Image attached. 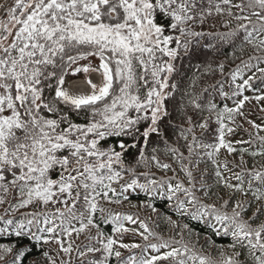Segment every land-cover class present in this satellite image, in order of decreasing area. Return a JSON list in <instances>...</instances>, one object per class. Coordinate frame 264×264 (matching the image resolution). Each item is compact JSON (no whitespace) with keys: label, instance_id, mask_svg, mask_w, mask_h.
Segmentation results:
<instances>
[{"label":"snow or ice","instance_id":"1","mask_svg":"<svg viewBox=\"0 0 264 264\" xmlns=\"http://www.w3.org/2000/svg\"><path fill=\"white\" fill-rule=\"evenodd\" d=\"M221 3L227 7H221ZM213 9L218 15L226 12L230 18L240 22L235 29L220 35L221 40L231 42L242 32L240 50L243 51V45L247 44L262 53L249 58L256 60L257 64L252 66L256 71L247 78L241 75V68L237 66L231 73L234 90L229 94L221 85L218 89L220 96L231 99L243 96L245 90L264 92V67L259 66L264 63V0H220L219 3L208 0L207 8L198 5L197 0H15V6L7 13L12 28L5 25L0 32V188L7 193L9 185H19L21 194H26L28 198L21 201L18 207H26L33 198L44 204L59 202L67 207L68 200L71 199L73 203L68 208V214L72 215V210L80 198L79 191H76L73 197L72 182L78 181L77 187L86 190L84 200L89 211L88 223L93 224L92 216L98 210L97 197L102 196L109 200L110 192L116 196L117 192L112 183H119L123 179L121 172L113 169V164H123L122 153L100 148V140L110 135L128 134L140 121L149 119L150 125L141 133L145 144L150 133L161 135L159 122L170 115L166 101L177 89V84L169 83L173 73L177 71L174 62L181 55V51L184 54L189 52L190 37L203 35L189 30L186 25L195 21L197 16L203 23L205 13L211 15ZM224 26L228 27L227 24ZM6 41L8 42L5 43ZM90 57L99 59L98 68L88 64L75 68V72L102 70V83L97 85L88 79L86 82L91 88L90 93L70 92L66 86L65 69ZM165 57L167 59H164ZM242 64L245 68L250 67L248 61H242ZM219 68L222 74L224 65L221 63ZM257 72L260 76L256 75ZM53 79L55 85L51 83ZM238 80L241 82L237 83ZM257 81L260 84L258 89L254 88ZM46 89L54 92V95L46 97ZM204 91L206 92L207 88ZM109 97L110 103L107 102ZM200 99V96H192L188 100L192 108L201 113L207 110L209 113V117L204 118L196 127L207 130L210 117L215 113L218 125L214 136L216 142L199 143L193 135L192 142L187 145L189 155H192L194 146L211 149L205 152L209 159L221 149H226L229 154L239 151L240 165L245 166L243 156L247 149L238 150L231 142L225 140L226 133L231 134L235 130L224 122L225 117L230 124L235 123V115H244L241 109L246 101L254 99L259 102L264 100V95L243 96L242 99L234 101V107L225 104L222 109H218L211 99L202 105ZM99 102H104L102 108L95 107ZM61 105L77 112L90 110L93 117L100 115L103 119L92 120L87 125L75 124L69 120ZM130 111H134L136 116L129 115ZM44 112L49 115H44ZM149 112L150 117L141 115ZM186 123L192 124L191 116H186ZM248 123L260 129V126L252 121L249 120ZM65 124L67 126L62 127ZM187 132L192 133L193 128L189 127ZM182 136L185 140L188 139L183 133ZM161 138L163 139L162 136ZM260 139L264 142V137ZM164 143L168 145L166 139ZM125 147L124 144L120 145L121 149ZM166 150L173 154L179 151L175 147ZM65 151L67 154L62 155ZM248 154L264 157V151ZM182 155L181 153V157ZM90 157H95V161H90ZM140 159L144 160L143 149H140ZM70 163L82 166L83 170L81 171V167L70 168ZM156 165L164 170L170 168L169 164H161L158 160ZM56 166L61 169L58 180L49 176V172ZM224 167L227 169V164ZM180 171L187 178L188 187L180 181L173 184L171 180L158 182L148 179L146 184H141L138 179L133 178L121 185L120 195L127 200L128 196L124 194L129 189H139L150 198L160 195L166 197L169 202L175 198V210L179 214H188L193 220H203L210 216L222 226L225 235H231L233 238L234 242L230 247L235 248L236 244L240 243L248 249V256L253 264H264V221L253 227V223L264 214V209L258 206L264 203V165L261 169H257L255 165L251 168L245 166L240 172H234L236 184L230 183L217 166L215 176L218 184L231 189L234 194H250L252 197L248 207H245L244 202L236 200L231 215L219 212L214 205L200 204L191 168L181 163ZM66 172L67 176L64 175ZM72 172L76 174L72 175ZM129 172L132 170L129 169ZM79 177L83 179L78 180ZM199 190H203L205 196L209 195L203 182ZM180 193L185 199H179ZM58 194H66L67 199H59ZM54 197L58 199L54 200ZM3 202L0 199V204ZM109 202L119 204L121 200ZM228 204L229 201L226 200L222 206L227 207ZM186 205H192L195 210L189 213ZM253 205L257 207L252 211V215L248 219H242V213L247 212ZM148 206L152 207L151 204ZM99 211L103 212L104 209ZM152 211L156 212L157 209L152 207ZM57 215L61 224L38 229L39 235L31 232L32 220L28 221V232L24 231L26 225L21 222L15 228L14 235L34 239L37 244L41 240L47 244L52 239L60 245L61 251L70 253L71 245L64 247L62 241L56 239V228L60 227L65 234L71 236L73 230L82 232L86 225L82 223L80 228L71 229L64 225L65 213L58 211ZM109 222L113 224V231L116 233L136 231L125 227L124 222L136 223L131 215L112 214ZM50 223L52 221L45 217L44 224L47 226ZM4 224L5 228L0 229V232H7V226L12 225L13 221L7 220ZM139 227L143 229L139 234L144 240L147 241L153 236L147 224L141 222ZM210 227L217 234L221 231L215 225ZM100 236L102 237V234ZM101 243V248H88V252L102 254V259L90 261L89 264H108L112 256L117 259V264H157L158 261L170 259L175 264H187V260L193 261L194 264L197 260L199 264H207L205 258L197 257L187 245L183 249L172 247L162 254L141 257L138 260L133 256L127 261H122L121 252L114 250L118 243L115 239H102ZM140 247L139 244L119 243V248L124 249ZM168 247L165 242L160 245H146L144 250L151 248L160 253L161 248ZM30 251L27 248L19 249L12 245L0 244V261L5 264H24ZM8 255H12L11 260L6 259ZM42 255L47 264H54L47 251ZM241 255V252H235V258L229 256L224 264H248L247 259H240ZM178 257L182 258L177 259ZM33 264H40V260L37 259Z\"/></svg>","mask_w":264,"mask_h":264},{"label":"trees","instance_id":"2","mask_svg":"<svg viewBox=\"0 0 264 264\" xmlns=\"http://www.w3.org/2000/svg\"><path fill=\"white\" fill-rule=\"evenodd\" d=\"M11 2L12 0H0V11L2 6L5 4L9 6ZM219 2L220 0H214V3ZM234 2H237V0H234ZM197 4L207 8L208 0H197ZM221 7L227 6L221 3ZM233 11L236 12L235 9H233ZM5 12L6 11H4L3 14H5ZM238 23L240 22L230 18L226 12L223 15H218L213 9L211 15L205 13L203 23L200 22L197 16L195 21H191L186 25L189 30L203 33V35L190 37L191 43L189 45V52L184 54L181 51V55L174 62L177 71L173 73L169 83L177 84V89L173 93V96L166 101L170 115L164 117L159 122L161 135L150 133L147 144H145V139L141 133L150 125L149 119L140 121L138 126L130 130L128 134L120 136L110 135L100 140L98 145L100 148L105 150L112 149L122 153L123 164L113 166L114 170L121 172L123 177L122 181L136 178L142 183H147L148 179H155L160 182L161 179H165L166 177L172 178L174 184L180 181L187 185V178L184 173L180 171L181 163H183L185 166L191 168L195 181L198 179L196 188H198V195L203 202H214L218 205L222 213L227 212L229 215H231L236 200L244 202L245 207H248V202L252 200L251 195L244 196L240 193L234 194L231 189L224 188L222 184L217 183L215 171L218 166L222 175L226 179H229L230 183L236 184L237 181L233 177L234 172H240L241 168L245 166L251 168L255 165L257 169H261V166L264 165V157H253L248 154L250 152L264 151V142L260 139V137H264V130H261V133H257L258 131L255 130L251 124L247 123L249 127L245 125L247 112L253 111L252 116L257 115L261 118H258L260 121L264 120V117L260 116L259 113L251 107V105H257L258 102L256 100L250 99L245 102L243 109H241L244 115H235V123L230 124L227 117H225L224 121L235 129L231 134L226 133L225 140L231 142L232 146L238 150L247 149V152H245L243 156L245 166L240 165L239 151L229 154L226 149H221L218 154H214V156L209 159V157L205 155V152L211 151V149L194 146V151L190 156L187 148V145L192 142L193 135L196 136L199 143H215V130L218 128L215 113L210 117L209 128L207 130L196 127L204 118L209 117V113L207 110L201 113L199 110L192 108L188 104V100L192 96H200L201 99L199 102L202 105L206 104L207 101L211 99L212 102L217 105L218 109H222L225 104L228 107H234V101L242 99L243 96L252 97L254 95H264V92L253 90H250L251 94H246L247 92L245 90L243 96L225 99L220 96L218 91L222 85L223 90L231 94L234 90V85L231 84V73L237 66H240V68L244 67L242 61H248L249 64H257L256 60H249V58L251 56L262 55V53L255 51L251 45L247 44L243 45V51L240 50L241 37L243 36L242 32L231 42L220 39V35L235 29ZM225 24H227L228 27H225ZM175 34L178 35V33ZM164 59L167 58L165 57ZM221 63L224 65L222 74L219 68ZM259 65L264 67V63ZM69 69L70 68L65 69L67 72L65 79L68 77ZM257 76H260V73H258ZM51 83L55 85V79H53ZM237 83L239 82L237 81ZM205 88H207L206 92L204 91ZM254 88H260L259 81L255 82ZM52 95H54V92H50L47 89L45 90L46 97H51ZM141 96L143 97V89L141 90ZM110 101L111 97L108 98L107 102L110 103ZM259 102L264 105V100ZM103 103L104 102H99L95 107L102 108ZM61 108H64L69 120L75 124L87 125L92 120L103 119L100 115L93 117L90 110H80L77 112L64 105H61ZM130 114L133 117L136 116L134 111H130ZM44 115L47 116L49 114L44 112ZM141 115L147 114L141 113ZM186 116L192 117L191 125L186 123ZM66 126V124L62 125V127ZM189 127L193 128L192 133L187 132ZM137 128L138 130H136ZM260 129L263 128L260 127ZM182 133L188 136L187 140L183 138ZM91 138L90 136L89 139ZM164 139L168 141L167 146L164 143ZM237 141H250V143H237ZM121 144L126 145L125 149L120 148ZM170 147L178 148L179 151L173 154L171 151L166 150ZM140 149L144 151V160L142 161L140 159ZM153 149H155V151H153ZM181 153L183 154L182 157ZM66 154V151L62 153V155ZM153 157L156 159L154 160ZM157 160L161 164H169L170 168L167 170L158 168L156 165ZM189 161H191V163H189ZM197 161H199V164H197ZM213 161H215V163ZM225 164H227V169L224 167ZM74 166H76L74 163H70L69 165V167ZM129 169H131L132 172H129ZM60 171L61 169L59 166H56L54 170L49 172L50 178L58 180ZM201 182L205 185V190L209 192L208 196L204 195L203 190H199ZM105 183H107V181H105ZM115 184L116 183H112V187L115 186ZM245 189H247L246 184ZM127 196L128 199L124 200L120 192H118L116 196H113L110 192L109 200L119 199L121 203L123 202L135 207L136 205H140L145 211L149 210L152 214V220L147 221L146 224L153 234L163 236L165 237L164 239H171L173 243H179L181 239L186 243L189 242L192 253L194 250L198 251L197 254L194 253L196 256H206L213 264H221L215 260L218 252L223 254V260L225 261L229 256L234 257V253L237 251L242 253L240 259H247L248 264H253L251 257L248 256V249L246 247H243L240 243H237L235 248L230 247L234 242L231 235H225L223 231L217 234V232L210 227V225L214 224H211L209 221L193 220L190 215L179 214L175 208L171 206L166 197L155 195L150 198L145 192L130 193ZM27 198L26 194H21L19 191V185L16 187L9 185L7 193L0 188V199L4 201L0 204V209L3 210L6 208L9 215L15 216L16 214L26 212L28 208L35 204L37 205L39 202V199L33 198L32 202L26 207H18L21 201ZM97 198L104 199L102 196ZM226 200L229 201V204L227 207H223L222 205ZM121 203L110 204L120 205ZM149 204L155 207L157 211L153 212L152 207L148 206ZM258 206L264 209V203ZM255 207H257V205H253L247 212L242 213L241 218L248 219L252 215V211L255 210ZM168 218H170V220ZM92 219L95 221L96 229L100 230L105 237L113 236L114 226L112 223L109 221L103 222L100 218L96 219L95 214ZM261 221H264V214L260 216L258 221L253 223V227L257 226ZM184 225L188 227L185 228ZM246 243L245 241L244 244L246 245ZM0 244L12 245L19 249H30L31 251L27 255L24 264H33L37 259L40 260V264H47L42 255L44 251H47L42 241L37 244L34 239L16 237L14 232H12L0 235ZM49 256L51 257L50 254ZM6 259L11 260L12 255H8ZM224 261L222 264H224ZM89 262V260L84 259L83 261H72L70 264H89ZM0 264H5V262L0 261ZM54 264L56 263L54 262ZM108 264H117L115 256L109 258Z\"/></svg>","mask_w":264,"mask_h":264},{"label":"rangeland","instance_id":"3","mask_svg":"<svg viewBox=\"0 0 264 264\" xmlns=\"http://www.w3.org/2000/svg\"><path fill=\"white\" fill-rule=\"evenodd\" d=\"M14 6H15V0H12V2L10 3L9 6H8V4H5L4 6L1 7V11H0V32L3 31V28L5 25L9 28H12V24L9 22V16L7 13H8V10ZM4 11H6L7 13L5 12V14H3ZM13 31H14V29H13ZM10 40H11V37H9V41ZM7 42L8 41H6L5 43H7ZM99 63H100L99 59L94 58V57H90L88 60L79 61L76 65H73L69 69V72H68L69 74H68V78L66 79V84L69 81L74 80V79L88 80L91 77H94L96 84L98 83L97 85H100L102 83V80H103L102 70H98V71H94V72L89 71L88 73H84L83 71L75 72V68H77V67L82 68L84 66H87L88 64H91L93 67L98 68ZM254 65H256V64L252 63V64H250L249 68H245V67L241 68V75L244 78H247L248 75H251L253 72H255L256 71L255 67H252ZM257 74H258V72L256 73V75ZM96 76H98V79L96 78ZM238 82L240 83L241 81L238 80ZM67 87H68V85H67ZM246 92H247L246 94H251L250 90H246ZM251 107H253L254 110L259 113L260 116L264 117V111L261 110V109H264V105L262 103L258 102L256 106L251 105ZM146 114L150 117V112L146 113ZM252 114H253V111L247 112V118L245 121L246 127H249L247 123L250 120L254 124L259 125L261 128L264 129V123H263L264 120L260 121L259 119H261V118H259L257 115L252 116ZM129 115H131V114L129 113ZM255 130L258 131L257 133H261L260 129L255 128ZM88 159L90 161H95L96 158L90 157ZM114 165H118V164H113V166ZM75 167H81V171L83 170L82 166H79V165H76V166L70 167V168H75ZM71 174L75 175L76 173L72 172ZM64 175L67 176L68 173L66 172V173H64ZM82 179H83V177L78 178V180H82ZM169 180H171L172 183L174 181V180L172 181V178H166V177H165V179H161V181H169ZM130 181L131 180L122 181V179H121V181H119V183H116L115 186H113V188H115L116 192L118 193V192H120L121 185H124ZM197 181H198V179H196V182ZM72 183H73V189H72L73 197H75L76 191L80 192V198L76 202L75 208L72 210L73 211L72 215L68 214V208L71 207L72 203H73V201L71 199L68 200V206L67 207L64 204L59 203V202L44 204L42 201L39 200L37 205L35 204L34 206L28 208L26 210V212L16 214L15 216L9 215V212L7 211L6 208L3 210L0 209V229L5 228L4 221H7V220L13 221L12 225L7 226V232H0V235L14 232L17 225L21 222H23L26 225L24 231L28 232L29 231V226H28L29 220L33 221V223L30 226L31 232L37 233V235H39L40 233L38 232V229L45 228V227H52L54 225H60L61 224V219L57 215V213L59 211V212L65 213L64 225L66 227H70L71 229H78L81 227L82 223L84 225H86V227L84 228V230L82 232H76L73 230L71 236H68L67 234H65L60 227L56 228V234H55L56 239H60L62 241L64 247H68L69 245H71L72 251L70 253H64L63 251H61L60 245L55 243V240L50 239L49 243H47V244L43 243L45 245L47 252L51 255L53 261L56 264H70L72 261H83L84 259H87L89 261H97V260L102 259L101 252H96V253L88 252V248H101L102 247L101 240L103 239L104 241H106L107 238L115 239L118 242L117 245L114 246V250H119L121 252L122 255H121L120 259L122 261H127L129 257H133V256L136 257L138 260L141 257H150L152 255L162 254L166 251L171 250L172 247L183 249V247L185 245H187V247L190 248L189 242L186 243L182 239L180 240L179 243H173L171 239H168V238L164 239L165 237L157 235V234H153V236H150L147 241L144 240L143 236H141L139 234V233L143 232V229H141L139 227V224L141 222L146 224L147 221L152 220V214L150 213L149 210L145 211L144 208L140 207V205H136V207H135V206H130L128 204H125L123 202L120 205H112L106 199H98L97 198V201H98L97 209L98 210L95 213L96 219L100 218L103 220V222L104 221L108 222L110 215L118 213L121 216L131 215L133 217V219L136 220L135 224H132L129 222H124L125 227H127L129 229H136L135 232H133V231H129L126 233L114 232L112 237H105L100 232V230L96 229L95 221H93V224L88 223L89 211L87 208V204L84 200V195L86 193V190L83 187H77L78 181H74ZM139 183L146 184V183H142V182H139ZM188 186H189L188 184L185 185V187H188ZM164 191L166 193V189ZM139 192H143V191H140L139 189H136V190L129 189V191L127 193H125L124 195H128L130 193H139ZM196 195H197V198H198L200 204L214 205L215 208L219 212L222 213V211L219 210L218 205L216 203H214V202L205 203L199 197L198 192H196ZM178 196H179V199H181V200L185 199V197L182 193L178 194ZM58 198L59 199H67V196H66V194H64V195L58 194ZM58 198L54 197L53 199L57 200ZM176 203H177V200L175 198L170 202V204L173 208H175ZM186 206L188 208L189 213H191L192 211L195 210L192 205H186ZM101 208L104 209L103 212L99 211V209H101ZM209 211H211V209H209ZM186 215H188V214H186ZM45 217H48L52 221V223H50L46 226L44 224V218ZM201 221H209L211 224H214L217 228H220L221 231H223L222 226L217 224L210 216L203 218V220H201ZM100 234H102V237L100 236ZM44 235H47V233H44ZM145 235H146V233H145ZM165 242L169 245V247L168 248H161L160 253H156L151 248H147L146 251L144 250L146 245H149V244L160 245V244L165 243ZM119 243H124V244H129V245L139 244L141 247L140 248L124 249V248H119ZM81 253H84V255H81ZM193 253L197 254L198 251L194 250ZM197 257H203L206 259L207 264H209V263L213 264L212 261L210 259H208V257H206V256H197ZM180 258H182V257H178L177 259H180ZM183 258L186 259V257H183ZM215 260H216V262L222 264L224 261L223 260V254L218 252L217 258H215ZM157 264H175V262L170 259L167 261H163V260L158 261ZM187 264H194V262L191 260H187ZM195 264H199V261L197 260L195 262Z\"/></svg>","mask_w":264,"mask_h":264},{"label":"bare ground","instance_id":"4","mask_svg":"<svg viewBox=\"0 0 264 264\" xmlns=\"http://www.w3.org/2000/svg\"><path fill=\"white\" fill-rule=\"evenodd\" d=\"M94 83H96L94 77L90 78ZM84 79H74L68 82V89L70 92L77 94H87L91 92L90 86Z\"/></svg>","mask_w":264,"mask_h":264}]
</instances>
